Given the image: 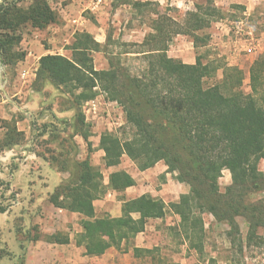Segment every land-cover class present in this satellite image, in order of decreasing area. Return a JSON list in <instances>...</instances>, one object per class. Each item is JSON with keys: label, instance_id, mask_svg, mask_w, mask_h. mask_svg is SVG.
<instances>
[{"label": "trees", "instance_id": "1", "mask_svg": "<svg viewBox=\"0 0 264 264\" xmlns=\"http://www.w3.org/2000/svg\"><path fill=\"white\" fill-rule=\"evenodd\" d=\"M23 0H3L0 3V63L16 65L26 56L13 50L19 46L21 35L15 32L29 24L40 30L58 23L60 15L48 0H31L28 8L18 5ZM142 9L148 3L132 0L125 2ZM196 10L186 13L181 25L171 31L167 19H154L140 51L146 68L139 76L115 65L97 70L92 53L103 47L86 32L75 35L71 45V58L62 55L41 57L36 72L34 89L40 91L45 82L74 96L73 106L95 99L98 92L109 101L124 107L126 121L134 128L130 139L122 141L106 133L100 148L104 151L106 167L121 163L124 156L145 171L163 161L166 173L185 183L190 190L178 201L166 203L161 198L144 194L127 199L125 192L136 184L127 171L103 175L88 159L76 163V174L63 189H58L51 202L59 208L80 213L83 229L78 244L84 245L89 256H101L109 248H120L145 229L150 219L164 218L168 213L179 216L178 234L190 250L203 254L206 229L204 214L238 228L237 219L248 222L247 245H252L258 230L264 225V53L249 69L251 91L243 90L244 72L237 66H226L223 78L206 85L219 66L196 58L194 64L168 55L169 43L174 35L192 39L195 49L206 46L207 33L218 10L207 0ZM76 133L88 140L84 131L85 117L77 113ZM8 140H0V152L18 144L23 133L15 126L6 133ZM230 171L231 185L223 192L220 179L223 168ZM111 189L120 194L124 204L122 215L98 217L94 202ZM5 209L0 207V212ZM138 214L135 218L133 215ZM51 243L66 244L59 234L46 239ZM134 254L151 253V250L134 247Z\"/></svg>", "mask_w": 264, "mask_h": 264}, {"label": "rangeland", "instance_id": "2", "mask_svg": "<svg viewBox=\"0 0 264 264\" xmlns=\"http://www.w3.org/2000/svg\"><path fill=\"white\" fill-rule=\"evenodd\" d=\"M48 1L59 15H64L63 9L72 16L81 13L78 4L83 0ZM137 1L148 4L140 10L133 4L121 5L120 0H109L108 13L104 15V22L99 23L104 28L102 34L106 41L99 52L92 53L95 68L105 66L108 69L113 62L133 76L141 75L146 62L138 52L146 48L141 43L151 33L153 20L159 17L167 19L173 31L181 25L186 13L195 11L197 5L208 3L207 0H162L163 3L159 0ZM222 1L214 0L212 3L219 13L212 17V25L207 31L210 34L209 42L196 49V52L194 50V53L203 62H213L219 66L214 77L205 81L206 85L220 81L226 66H237L245 74L243 90L249 93V69L252 62L264 53V0ZM30 4L31 0H23L18 6L26 9ZM62 16L54 27L65 28L66 21ZM85 16L89 22H94L91 14L85 13ZM218 20H223L226 25L219 31L225 40L223 43L219 40L217 42L220 43H217L212 38V28ZM241 20L244 25L239 30L236 24ZM93 25L94 23L90 24ZM67 29L62 30L63 39L72 32ZM60 33L59 30L57 35ZM15 35H20V30ZM191 41L189 36L174 35L169 43L168 53L176 55L181 46L185 58L189 55L192 57ZM70 44L67 47H71ZM13 53L17 55L25 52L17 46ZM69 55L71 56V52ZM21 72L19 66L0 63V100L5 111L14 110V104L6 101L4 93H10V98L18 104L12 112V119L0 118V140L6 144V133L14 126L24 135L18 144L0 152V207L5 209L0 212V264H43L41 260L44 256L32 247L37 244H54L46 240L54 234H59L62 239H69V234L73 233L77 243L81 236L77 232L83 216L79 219L73 212L56 207L51 202L58 189L61 191L66 182L76 174V163L88 159L94 167L99 168L106 185L112 172L127 171L131 176H138L140 169L128 156H124L119 165L106 167L105 153L100 148L101 138L106 133L122 141L133 136L135 130L127 123L122 104L109 101L104 94L98 92L93 99L98 103L96 111L89 106L93 100L75 108L73 95L50 82H45L41 90L37 91L33 87L34 81L31 82L28 77L23 78ZM17 89L20 90L19 94L13 96ZM77 113H82L85 117L84 131H88V140L83 137L82 132L76 133ZM260 168L264 171V160L261 161ZM171 178L176 181L173 175ZM149 181L143 185L145 191L157 195L156 198L164 197L160 190L166 182L165 177L159 175L152 182ZM219 182L223 192L231 185L230 171L226 167L223 168V176ZM109 191L110 189L95 201L98 207ZM257 197H264V193ZM203 217L206 229L203 254L193 251V255L192 251L182 248L187 242L174 226L172 231H168L171 238L168 239V250L164 248L163 255L161 254L163 264H264V225L258 230V236L252 245H247L249 226L244 217L237 219L238 228H234L233 232L227 222L218 221L209 213H205ZM168 218L170 223L176 222L174 214L168 213ZM131 245L132 241L125 248Z\"/></svg>", "mask_w": 264, "mask_h": 264}, {"label": "crops", "instance_id": "3", "mask_svg": "<svg viewBox=\"0 0 264 264\" xmlns=\"http://www.w3.org/2000/svg\"><path fill=\"white\" fill-rule=\"evenodd\" d=\"M0 1L2 2L3 0ZM135 1L137 0H133V2ZM224 1L225 0H223L222 2ZM159 2L163 3L162 0H159ZM120 3L121 5H126V4L132 5L127 1L125 2V0H120ZM78 5H80L79 8H81V13L75 16L68 14L67 11L63 9L64 15L63 14H62L63 16L60 15V17L62 16V18H64L66 21L64 29H62L63 26L54 27V25L57 23L52 24L43 30L33 28L29 24L19 29L20 35L22 37L21 42L19 44V48H21L22 51L25 52L26 56L23 60L19 61L16 64V66H19L20 70L22 71L25 70L28 72V78L31 82L35 81L36 70L39 67V61L41 57L46 55L58 54L71 58L73 49L70 46L69 47L67 46L70 44L69 42H71L70 45H72L73 42L75 41L74 35L78 33L86 32L91 34L94 37V39L102 46L105 44L106 39L103 37L104 28L99 23L104 22L103 19L105 17L104 15H107L108 13L107 11L109 6V0H103V2L100 5H97L95 3V0H83L81 2L79 1ZM69 8H71V6H69ZM85 13L91 14L94 17L93 20L94 22L92 21L89 22L90 20H88V18L85 16ZM74 21H76V23ZM91 23H94V25L90 26ZM222 27L223 28L226 27L224 21L218 20L212 28V30L214 31L212 34V38L214 39V41L216 40V42L217 40H219L221 43L225 41L222 38V36H220L221 32H219L222 29ZM67 28L70 29L72 32L70 35L66 34V36L63 39L64 31L62 30H65ZM59 30L61 33L57 35V32ZM190 44L192 45L191 47L192 57L191 55H189L186 56L185 58L181 46L178 47L179 51L178 53H176V55L175 54L171 55L170 53H168L169 56L180 59L187 64H194L197 58L194 53V50L196 52V49L192 41ZM233 45H235V43ZM70 52H71V56L69 55ZM96 69L103 70L106 68L105 66H102L101 68L98 69V67L96 66ZM19 92L20 90L17 89V93L13 94V96L19 94ZM8 94L10 95V93ZM8 94L4 93L5 99L6 101L14 104V110H15V108L18 107V104L14 100H12V98H10ZM14 110L10 109L9 111H5L3 103L0 100L1 119L3 120L12 119L13 117L12 112H14ZM166 170H167V166L163 161H161L152 168H149L145 171H139L138 176L132 175V177L135 179L136 184L126 189L127 199L137 198L144 194H151L152 196L156 197L157 195H154L152 192L148 193V191H145L143 185H145L147 181L150 180L149 182H152L159 175H163L166 179V182H164L163 188L160 190V194L164 196L161 198L166 203L175 202L179 200L180 196L182 194L188 193L190 188L184 185L183 183L172 180L171 178L172 174L166 173ZM175 193L177 194L175 195ZM123 204L124 202L120 200L119 194L111 189L109 191V194L103 198L100 207H98L96 202L94 203L96 214L98 217H102L106 215H111L112 217H120L122 215ZM73 215H75L79 219L82 217L80 213L73 212ZM133 216L135 218L139 217L138 214H134ZM174 217L176 218V222L174 223L169 222L170 218H168V214L164 218L150 219L147 222L145 229L142 232L138 233L132 239L131 246L125 248L126 242H124L122 243L120 248L111 247L101 256L87 255L85 246L83 244L80 245L76 242V235L74 236L73 233L69 234L70 240L66 244L45 243L43 245L37 244V246L32 248L35 249V251L39 250L40 252H38V254L44 256V258L41 260L43 261V264H163L162 260L164 258L161 256V254L163 255L164 248H165L164 250H168V239L170 238L169 237L170 233L168 231L169 229H171L172 231V228L174 226L177 229L180 221L179 216L174 214ZM78 226H79V230L77 233L81 234L83 229L81 227V224ZM134 247L151 250L152 252L151 253L144 252L136 256L133 250ZM183 247L186 250L192 251V254L195 255L193 250L189 249L188 244L183 245L182 248ZM149 255L152 256L146 259V257ZM30 264H35V263L31 262Z\"/></svg>", "mask_w": 264, "mask_h": 264}, {"label": "built area", "instance_id": "4", "mask_svg": "<svg viewBox=\"0 0 264 264\" xmlns=\"http://www.w3.org/2000/svg\"><path fill=\"white\" fill-rule=\"evenodd\" d=\"M103 2V0H95V3L97 4V5H100L101 3ZM75 23H76V21H74ZM244 25V22H243V20H241V21H239L237 24H236V28L237 29H242V26ZM21 76L24 78V77H28V72L27 71H22L21 72ZM98 105V103H97V101L96 100H93L92 102H90V104H89V106L94 110V111H96V109H97V106ZM91 109V110H92Z\"/></svg>", "mask_w": 264, "mask_h": 264}, {"label": "water", "instance_id": "5", "mask_svg": "<svg viewBox=\"0 0 264 264\" xmlns=\"http://www.w3.org/2000/svg\"><path fill=\"white\" fill-rule=\"evenodd\" d=\"M2 77V76H1Z\"/></svg>", "mask_w": 264, "mask_h": 264}]
</instances>
